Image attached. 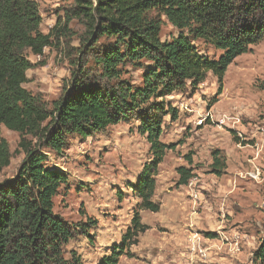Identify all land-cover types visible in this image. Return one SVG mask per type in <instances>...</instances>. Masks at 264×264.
Instances as JSON below:
<instances>
[{
	"label": "trees",
	"instance_id": "1",
	"mask_svg": "<svg viewBox=\"0 0 264 264\" xmlns=\"http://www.w3.org/2000/svg\"><path fill=\"white\" fill-rule=\"evenodd\" d=\"M64 15V23L45 34L36 0H0V171L13 157L2 126L19 134L17 152L24 155L16 176L0 183V264H84L66 248L78 236L90 237L98 222L87 218L70 224L55 213L54 199L69 179L48 166V153L61 156L74 138L88 139L137 120L138 134L150 145L149 161L128 185L140 204L122 243L99 264L132 257L131 247L149 230L140 211H161L153 201L157 176L168 152L177 148L162 141L166 117L171 122L180 117L167 97L184 94L189 86L197 90L212 73L219 91L211 109L229 67L264 42V0H73ZM73 21L83 31L72 75L60 98L48 103L25 87L33 69L28 55L43 56L46 48L73 35ZM166 22L178 33L163 41ZM197 42L220 55L211 59ZM127 67L144 70L141 87L125 78ZM231 134L237 144L244 143ZM219 154L214 152L211 165L217 176L227 167ZM186 161L190 168H177L178 188L195 177L192 157ZM253 263L264 264V236Z\"/></svg>",
	"mask_w": 264,
	"mask_h": 264
},
{
	"label": "rangeland",
	"instance_id": "2",
	"mask_svg": "<svg viewBox=\"0 0 264 264\" xmlns=\"http://www.w3.org/2000/svg\"><path fill=\"white\" fill-rule=\"evenodd\" d=\"M36 1L45 34L64 23V10L73 4V0ZM69 28L73 35L46 48L39 59L28 55L33 69L25 87L48 103L60 98L72 75L83 28L77 21ZM177 33L166 22L161 38L170 40ZM195 45L211 59L220 55L202 42ZM143 71L127 67L125 78L141 87ZM218 91V80L209 73L197 90L189 86L184 94L167 97L180 117L176 122L165 119L162 141L177 148L168 152L157 176L153 201L161 204V211H140L149 230L131 247L132 257H122L120 264H254V252L264 236V42L229 67L222 94L208 109ZM138 126L137 120L123 122L88 139H72L61 156L48 153V166L69 179L54 199L55 213L70 224L85 223L87 218L98 222L90 237L78 236L66 248L68 254L76 251L84 264H99L110 255L138 210L140 199L128 185L136 182L150 159V145L138 134ZM1 131L13 157L0 171V183L16 176L24 158L17 152L19 134L3 126ZM231 131L237 137L242 134L247 145L237 144ZM254 134H260L261 141ZM216 151L227 166L221 176L211 171ZM186 156L192 157L198 179L195 192L189 186L177 187V168H190ZM253 165L261 169L262 181L247 175Z\"/></svg>",
	"mask_w": 264,
	"mask_h": 264
},
{
	"label": "built area",
	"instance_id": "3",
	"mask_svg": "<svg viewBox=\"0 0 264 264\" xmlns=\"http://www.w3.org/2000/svg\"><path fill=\"white\" fill-rule=\"evenodd\" d=\"M36 57L39 59L41 56L37 55ZM238 136H239L240 139H242V140L244 139L242 134L238 133ZM258 156H259V154H258ZM247 175H249L253 180H256V181H262V180H261V169H260L259 167L255 166V165H253V170L249 171V172L247 173ZM263 180H264V177H263ZM197 183H198V179H197V178H193V179L189 182V184H188L189 188H190L193 192H195V190H194L195 187H194V186H195V184H197ZM192 197H193L194 199H197L196 194H193Z\"/></svg>",
	"mask_w": 264,
	"mask_h": 264
},
{
	"label": "crops",
	"instance_id": "4",
	"mask_svg": "<svg viewBox=\"0 0 264 264\" xmlns=\"http://www.w3.org/2000/svg\"><path fill=\"white\" fill-rule=\"evenodd\" d=\"M262 136V135H261ZM253 137H256V139H258V141H261V137H260V134H254V136ZM246 159V158H245ZM179 167H182V165L181 166H179ZM186 167V166H185Z\"/></svg>",
	"mask_w": 264,
	"mask_h": 264
}]
</instances>
